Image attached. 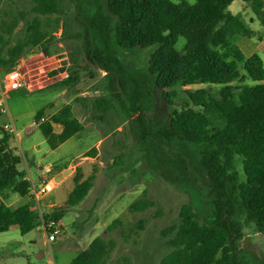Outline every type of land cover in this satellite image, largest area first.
<instances>
[{"label": "trees", "instance_id": "1", "mask_svg": "<svg viewBox=\"0 0 264 264\" xmlns=\"http://www.w3.org/2000/svg\"><path fill=\"white\" fill-rule=\"evenodd\" d=\"M29 1L34 17L27 22L21 40L9 42L18 18L0 22V71L18 67L23 59L46 49L60 24L59 16L65 14L63 0ZM232 1L194 0L189 5L186 0H104V5L95 3L89 15H81L84 27L96 38L101 51V59L94 61L95 69L88 71L89 79H94L98 70L116 79L126 74L113 46L124 50L154 46L146 71L154 86L163 91L164 101L173 104L176 88L183 89V103L171 110L157 135L199 148L210 211L208 218L200 221L190 205L180 207L178 224L168 240L172 249L158 264H243L238 251L244 235L239 212L257 232L264 233V63L258 54L244 57L240 52L237 41L253 38L256 32L241 13L232 14L227 9ZM241 1L252 12L248 22L255 19L264 28V0ZM76 2L77 11L82 13L83 1ZM51 16H55L52 22ZM19 17L23 19V13ZM180 39L183 43L177 48ZM75 68L68 72L66 83L76 79ZM196 84L218 86V90L214 93L211 88H190ZM138 98L132 90L129 111L133 114L142 113ZM94 106L102 111L100 120L111 108L104 98L96 100ZM44 113L45 108H41L35 117ZM54 126H59V132H54ZM38 129L54 150L81 132L83 126L67 104ZM12 138L0 128V193L11 191L28 197L30 183L19 168L21 157L10 146ZM236 160L241 174L235 167ZM92 181L93 175L84 177L77 167L64 206L50 209L43 218L61 220L69 207L85 198ZM153 205V201L142 197L128 209L141 212ZM39 224V215L30 204L9 207L0 201V233L16 227L24 235ZM120 224L114 219L107 228ZM134 226L141 229L142 220ZM113 246V241L94 237L69 264H103Z\"/></svg>", "mask_w": 264, "mask_h": 264}, {"label": "rangeland", "instance_id": "2", "mask_svg": "<svg viewBox=\"0 0 264 264\" xmlns=\"http://www.w3.org/2000/svg\"><path fill=\"white\" fill-rule=\"evenodd\" d=\"M82 1L80 13L76 0H63L65 14L59 16L60 24L47 48H51V61H58L54 65H63L47 74L51 80L58 79L57 82L49 89L36 90L34 88L44 85L46 77L29 73L31 66L19 65L27 85L34 90L20 87L6 102L18 133V138L11 139L10 146L21 157L20 170L34 185L50 178L55 185L54 190L41 199L43 214L64 206L77 167L84 177L93 175L92 187L85 198L69 207L59 220L61 233L51 244L47 245L40 224L24 235L16 227L0 233V264H69L94 237L114 243L103 264L122 261L158 264L172 249L168 240L173 236L172 228L178 224V213L183 204L190 205L200 221L209 216V187L199 164V148L180 139L167 141L157 135L171 110L183 103V89L176 88L177 97L171 100L173 104L164 101L163 91L154 86L146 71L154 46L129 50L113 46L126 74L116 79L98 70L96 77L89 79L88 71L95 69L94 61L101 59V51L96 38L84 27L81 15H89L95 3L104 5V0ZM186 2L194 4V0ZM242 2L237 0L229 11L239 8L249 27L256 31L253 41L264 46V28L258 21L251 23L255 19L251 24L248 22L253 15L244 2L246 6L241 10ZM31 6L29 0H0V22L18 18V25L9 38L10 44L24 37L26 24L34 17ZM20 13H23V19H20ZM54 18L51 16V22ZM182 43L180 39L177 48ZM259 56L264 62V51L261 50ZM73 66L77 71L76 79L66 83ZM58 71L65 74L56 76ZM209 86L196 84L190 88H211L214 93L218 90V86ZM132 90L139 95L140 114L129 111ZM100 98L111 104L102 120L98 118L102 111L94 106ZM68 101L74 116L84 126L81 132L54 150L48 147L38 127L27 134L30 118L36 116L40 108L50 112ZM8 122L9 117L0 114V127ZM90 146L93 147L85 151ZM235 167L241 174L238 160ZM142 197L153 201L154 205L141 212H130L129 205ZM4 200L12 206L28 203L32 207L29 197H20L11 191ZM114 219L120 220L121 224L109 230L107 227ZM139 220H142V227L136 229L134 225ZM239 221L244 226L243 238L238 243L240 259L243 264H264V233L257 232L241 212ZM41 252L42 257L38 258ZM10 253L18 255L8 257Z\"/></svg>", "mask_w": 264, "mask_h": 264}, {"label": "built area", "instance_id": "3", "mask_svg": "<svg viewBox=\"0 0 264 264\" xmlns=\"http://www.w3.org/2000/svg\"><path fill=\"white\" fill-rule=\"evenodd\" d=\"M25 83L26 81L24 76L18 67H13L8 71H0V114H6L10 120V122L3 124L0 128L2 131L14 138H18V133L12 123L6 100L9 94L25 85ZM46 121H48V118L44 115L39 118L34 116L30 118L29 125L35 128ZM25 179L30 183L28 197L32 203L31 208L39 215L40 225L42 227L46 243L49 245L61 233L60 221L44 219L43 213L41 212L40 202L43 196L54 190V182L52 180H46L39 185H34L30 182V178L25 177Z\"/></svg>", "mask_w": 264, "mask_h": 264}, {"label": "crops", "instance_id": "4", "mask_svg": "<svg viewBox=\"0 0 264 264\" xmlns=\"http://www.w3.org/2000/svg\"><path fill=\"white\" fill-rule=\"evenodd\" d=\"M237 0H234L232 1L229 6L227 7V9L229 10L231 7H233L235 4H236ZM233 4V6H232ZM241 4V3H240ZM245 4L242 2V8L241 10H243L245 8ZM232 14H236V13H239V8H235L233 11H230ZM250 19V18H249ZM254 22H257L256 20L251 22V23H254ZM250 23V22H249ZM250 23V24H251ZM259 32H261L262 30H258ZM256 32V31H255ZM262 33H264V31H262ZM237 46L240 50V52L243 54L244 57H249L251 56L252 54H258L259 55V52L262 50L264 51V46H260L259 44H257L255 41H253V38H240L238 41H237ZM48 48V47H47ZM44 49L32 56H30L29 58H27L26 60H22L21 63H20V67H23V66H31L30 69H28V72L29 73H33L34 74H37L39 76H42V78L46 77L45 79V83L44 85H42L41 87H38V88H34L36 90H42V89H49L51 88V85L54 84L55 82H57L58 79H52L51 80V77H47V74H51V69H57L59 70L60 68L63 67V65H60V64H57V65H54L55 63H58V61H51V48L49 49ZM45 52V53H44ZM50 52V54H49ZM261 58V57H260ZM262 59V58H261ZM263 61V60H262ZM33 62V64L31 65V63ZM264 63V62H263ZM63 74H65V72L63 73H60L58 71L57 75L56 76H63ZM61 78V77H60ZM22 87H24L25 89H30V85H27V83L25 85H23ZM34 89H30V90H34ZM10 97V94L7 98ZM70 105L69 101L66 102L64 105ZM49 105V103L47 104ZM62 105V106H64ZM60 106V108L62 107ZM71 106V105H70ZM59 107L56 108L55 110L53 111H50V112H47L45 110V113H44V116H46L48 119L50 117V115L54 114L55 112H57L59 109ZM41 109V108H40ZM39 109V110H40ZM72 109V114L74 116V113H73V107H71ZM75 117V116H74ZM76 118V117H75ZM12 119V118H11ZM77 119V118H76ZM79 121V120H78ZM80 122V121H79ZM81 123V122H80ZM82 124V123H81ZM83 126V124H82ZM56 127H58V130H60L59 126H54V132H59L57 129H55ZM84 128V126H83ZM35 128L32 127L31 125H29V127L26 129V132L27 134L31 133ZM61 145V144H60ZM91 147L93 146H90L89 148H87L85 151H87L88 149H90ZM96 147V146H95ZM84 151V152H85ZM46 177V176H45ZM48 180H51L48 179ZM60 181L57 183L59 184ZM9 191H4L3 193H0V201H5L4 199L7 198V195H8ZM15 195H17L16 193H14ZM18 198V197H17ZM19 199V198H18ZM20 200V199H19ZM7 206L9 207H14L12 206V203H5ZM42 253V252H41ZM13 254L14 253H10L8 254V257H13Z\"/></svg>", "mask_w": 264, "mask_h": 264}, {"label": "water", "instance_id": "5", "mask_svg": "<svg viewBox=\"0 0 264 264\" xmlns=\"http://www.w3.org/2000/svg\"><path fill=\"white\" fill-rule=\"evenodd\" d=\"M38 258H41L42 257V253H39V255L37 256Z\"/></svg>", "mask_w": 264, "mask_h": 264}]
</instances>
